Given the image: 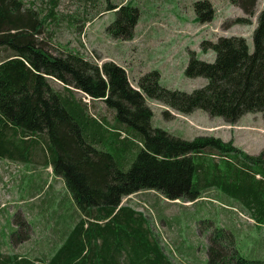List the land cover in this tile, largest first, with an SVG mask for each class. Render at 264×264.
<instances>
[{
    "label": "trees",
    "instance_id": "trees-1",
    "mask_svg": "<svg viewBox=\"0 0 264 264\" xmlns=\"http://www.w3.org/2000/svg\"><path fill=\"white\" fill-rule=\"evenodd\" d=\"M257 1L229 0L245 16L237 23L250 24ZM56 8L57 1L50 2L42 14L23 0H0V158L33 162L38 148H45L80 217L64 224L61 246L45 260L0 255V264H172L149 221L122 204L143 192L191 203L216 187L239 198L258 223L263 220L264 198L255 196L253 188L264 183V151L251 157L218 138L173 137L151 127L153 112L146 101L180 115L202 111L227 124L245 114L259 113L264 119V6L252 33V51L243 37L201 42L202 51L214 54V60L204 62L191 54L185 76L206 81L191 93L161 87L156 71L139 77L134 89L125 69L113 62L98 67L76 52L52 56L37 38L50 26ZM113 10L107 33L130 40L137 8L127 1ZM194 12L197 22L213 18L207 0L197 1ZM51 78L62 91L53 89ZM73 89L104 102L113 111L112 124L87 112ZM70 147L79 151L78 164L85 166L63 162ZM214 157L219 160L207 159ZM221 160L224 172L218 169ZM208 243L206 264H264L240 256L233 236L223 229L212 230Z\"/></svg>",
    "mask_w": 264,
    "mask_h": 264
},
{
    "label": "rangeland",
    "instance_id": "rangeland-1",
    "mask_svg": "<svg viewBox=\"0 0 264 264\" xmlns=\"http://www.w3.org/2000/svg\"><path fill=\"white\" fill-rule=\"evenodd\" d=\"M53 1H57L54 18L48 20L50 26H46L37 38L52 56L76 52L98 67L104 62H113L125 69L128 82L134 89L139 77L156 71L160 75L161 87L185 93H191L206 83L203 78L185 76L191 54L204 62L214 60V54L202 51L201 42H215L219 37H243L252 51V33L257 15L264 6V0H258L250 24H241L236 21L245 17L243 12L229 0H207L213 18L204 23L195 20L194 12V4L203 0H23L26 7L42 14H46ZM127 1L138 10L132 38H113L106 31L116 16L113 9ZM108 6L113 8L109 12ZM49 83L53 89L62 91L63 86L54 79L51 78ZM73 90L75 99L86 105L87 112L112 124L113 111L104 102L92 101L82 92ZM146 105L153 112L151 127L173 137L184 140L198 136L218 138L231 142L251 157L264 151V119L259 113L245 114L236 123L227 124L202 111L180 115L157 102L146 101ZM70 148L63 162L70 167L85 166V163L78 164L79 151ZM36 154L38 158L33 162L0 158L6 183L1 184V188L11 187L14 175L24 174L25 178L23 183L20 182L21 190L15 183L9 188V197L0 196L2 258L17 255L20 257L18 261L21 258L45 260L62 244L65 235H61L64 231L61 223L72 225L80 217L70 196L66 198L68 192L64 184L62 186L52 173L54 167L48 152L45 148L43 151L38 148ZM238 157L242 160L241 156ZM207 159L219 160L218 157ZM260 161L264 163V156ZM225 164L222 160L218 162L221 172L226 170ZM74 171L82 175L81 171ZM253 189L255 196L263 200L264 183ZM155 198H158L156 194L140 193L124 198L122 204L143 214L149 221L153 234L159 235L157 240L172 264H206L208 238L214 229L229 232L235 249L243 258L264 262V219L258 223L252 218L239 198L216 187L190 204L153 200ZM61 212L66 217L60 223L54 216H60ZM13 235H18L20 240L16 241ZM11 264H15L14 261Z\"/></svg>",
    "mask_w": 264,
    "mask_h": 264
},
{
    "label": "crops",
    "instance_id": "crops-1",
    "mask_svg": "<svg viewBox=\"0 0 264 264\" xmlns=\"http://www.w3.org/2000/svg\"><path fill=\"white\" fill-rule=\"evenodd\" d=\"M52 173H53V170H52ZM54 174V173H53ZM23 175L24 174H18V175H14L12 178H11V181H12V185H11V187L13 186V184H17V186H18V190H21V183L20 182H24L25 181V178L23 177ZM27 175H29V174H27ZM55 175V174H54ZM4 177H5V170L3 169V168H0V196L1 195H4V197H9L8 196V194H9V188H11V187H5L4 189L3 188H1V184H5L6 185V183H5V181H4ZM55 177L58 179V180H60L61 181V184H62V186H63V184H64V186H65V183H64V181H63V179L61 178V177H58V176H56L55 175ZM255 178H256V180H259L260 179V177H258V176H255ZM10 181V182H11ZM29 186H30V183H29ZM65 188H66V186H65ZM66 190H67V188H66ZM67 192H68V190H67ZM143 193H146V194H156L155 192H152V191H150V192H143ZM69 196H70V198H71V195H70V193L68 192V195H66V198L68 199L69 198ZM133 195H131V196H129V198H131ZM156 196L158 197V198H156L155 200H165V201H167V199H165V198H163L162 196H160V195H158V194H156ZM159 198H161V199H159ZM71 202L73 203V201H72V199H71ZM176 202V201H175ZM177 202H180L179 200H177ZM57 203H62V202H59V201H57ZM51 204H53V203H51ZM188 204H190V203H188ZM73 205H74V203H73ZM60 207V206H59ZM58 207V208H59ZM75 209H76V207H75ZM58 211H61V210H58ZM76 211H77V213H78V210L76 209ZM53 213V212H52ZM53 215V214H52ZM54 216V215H53ZM54 217H56V219L60 222V220H63V218H65L66 217V214H64V213H62L61 212V215L60 216H54ZM44 218V220H47L45 217H43ZM61 223V222H60ZM61 225H64V224H62L61 223ZM43 227H44V225H43Z\"/></svg>",
    "mask_w": 264,
    "mask_h": 264
},
{
    "label": "water",
    "instance_id": "water-1",
    "mask_svg": "<svg viewBox=\"0 0 264 264\" xmlns=\"http://www.w3.org/2000/svg\"><path fill=\"white\" fill-rule=\"evenodd\" d=\"M48 78H50V77H48Z\"/></svg>",
    "mask_w": 264,
    "mask_h": 264
}]
</instances>
